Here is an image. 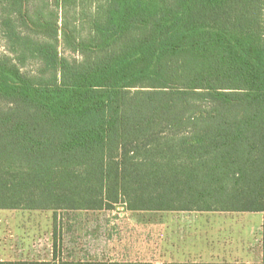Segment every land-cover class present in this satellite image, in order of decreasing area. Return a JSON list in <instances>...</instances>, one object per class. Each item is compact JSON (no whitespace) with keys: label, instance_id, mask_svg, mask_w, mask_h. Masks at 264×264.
<instances>
[{"label":"trees","instance_id":"trees-1","mask_svg":"<svg viewBox=\"0 0 264 264\" xmlns=\"http://www.w3.org/2000/svg\"><path fill=\"white\" fill-rule=\"evenodd\" d=\"M36 1L0 0V209L260 212L264 264V0Z\"/></svg>","mask_w":264,"mask_h":264},{"label":"rangeland","instance_id":"rangeland-1","mask_svg":"<svg viewBox=\"0 0 264 264\" xmlns=\"http://www.w3.org/2000/svg\"><path fill=\"white\" fill-rule=\"evenodd\" d=\"M33 19L74 9L50 0L32 4ZM87 9V7H86ZM0 53L14 55L3 33ZM68 57L79 54L64 47ZM28 61L24 70L35 72ZM0 209V264H258L262 261L260 212L131 211L123 205L102 210ZM3 262V263H1ZM198 262V263H195Z\"/></svg>","mask_w":264,"mask_h":264},{"label":"crops","instance_id":"crops-1","mask_svg":"<svg viewBox=\"0 0 264 264\" xmlns=\"http://www.w3.org/2000/svg\"><path fill=\"white\" fill-rule=\"evenodd\" d=\"M195 263H198V262H195ZM206 264H213V262H211V263L210 262H207Z\"/></svg>","mask_w":264,"mask_h":264}]
</instances>
